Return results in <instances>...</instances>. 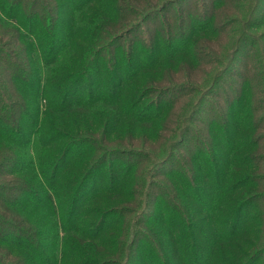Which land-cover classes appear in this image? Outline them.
Instances as JSON below:
<instances>
[{"label":"trees","instance_id":"trees-1","mask_svg":"<svg viewBox=\"0 0 264 264\" xmlns=\"http://www.w3.org/2000/svg\"><path fill=\"white\" fill-rule=\"evenodd\" d=\"M263 2L246 0L245 26L256 22ZM182 3L171 0L146 12L136 0H0V17L15 28L13 36L27 42L22 51L28 65H36L12 72V81L29 93L23 102L0 79V141L12 149L0 145V264H134L137 239L144 244V264H264V133H257L264 131V30L257 38L244 27L233 40L235 56L208 83L204 98L227 78L249 37L251 49L243 53L240 71L233 69L244 91L232 98L234 105L229 100L227 108L209 112L214 143L204 127L196 128L194 117L172 112L184 97L177 94L201 88L191 76L181 84L173 72L180 61L198 65L204 55L198 40L219 38L228 24H220V15L203 3L188 21L185 9H191ZM160 25L174 34L154 32ZM76 49L75 62L62 65ZM255 94L262 97L253 103ZM100 105L112 108L96 110ZM90 111L97 126L87 122ZM13 114L29 130L9 123ZM176 124L173 150L141 175L148 183H142L140 213L136 200L129 201L140 192L138 162L142 156L154 159L137 151L140 141L159 139L157 129L162 137L174 132ZM19 142L27 151L23 158L13 147ZM32 154L38 158L31 161ZM125 157L135 162L119 171ZM10 173L31 175L30 181L7 180ZM25 209L40 215L29 221L16 215H28ZM132 215L137 216L127 223ZM106 231L115 237L105 238ZM88 246L94 258L82 253Z\"/></svg>","mask_w":264,"mask_h":264},{"label":"rangeland","instance_id":"rangeland-1","mask_svg":"<svg viewBox=\"0 0 264 264\" xmlns=\"http://www.w3.org/2000/svg\"><path fill=\"white\" fill-rule=\"evenodd\" d=\"M229 3L232 2V5L234 6H228L225 5V3H223L222 5H220L219 7H216V5H214V0H186V3H182L181 6H183L182 8H186L188 6H186L187 4H189V9H185V15L188 17V21L192 20V18L196 17V13L198 12V8H201L200 5H203L205 7H208L209 10L213 9V11H216V13H218L220 16L219 18H222L220 20V24L224 23V25L228 24V27L226 29L225 34L222 32L221 36L219 38L216 37H212L210 35H205L204 38L201 40V38L198 40V45H200V43L202 42L203 46L202 48H199V50H202V54L203 57H201L198 65L192 63L190 60V64L189 66L183 64L182 61L178 62L179 66L178 69L174 70V75L176 76L177 79H179V81H183L181 84H187V82H189V76H191L192 78H196L200 81V91H198L197 93H191V92H184L182 94H177V96H184L181 100H179V106L175 109L172 110V112L175 113H179L181 115H186L188 116V119L191 117H194L193 121L194 124L196 125V128H205L206 132L209 133L208 137L211 136L215 141L214 143H217V138L214 134V132L212 133V130L214 127H216V125L214 123L210 122L209 125V112L213 111V110H223L224 108H227L226 104L227 101L232 100L235 96H237L241 92L244 91V84H240V86H237V75L236 72L233 71V69L235 68L237 71H240V66H239V61H242V55L243 53L249 52V50L251 49V43L249 40V37H246L245 41L243 42V45L245 46V48L243 50H241V52L239 54L236 55V63L234 65V68L230 71V73L227 75V78H225L223 81H221V83H219V85L216 87V91L215 94L212 97H206L204 98V96H206L205 94L208 92L206 91L209 86L208 83L211 82L212 79L215 78L214 75H217L219 72H222L223 69L226 68L227 64L229 63V61L227 59H231L232 56H235V50L237 48V46H234L233 44V40L234 37L237 36V34H240V31L244 29V27H249L248 32L251 34V37H257V38H261V35H258L259 33H261L264 30V2L262 3V6L259 8L258 13H256L257 15L255 16V20L256 22H252L251 26H256L252 29L250 25H246L245 26V21H243V17L246 15V0H228ZM171 2V0H160L157 3H154V0H136V3L138 4V7L141 8L143 11H154V10H158L159 7H161V5H165L167 3ZM198 3H200V5L198 6ZM203 3V4H202ZM184 4V5H183ZM244 4V5H243ZM160 5V6H159ZM189 10V11H188ZM67 13V12H66ZM100 13V12H98ZM253 13V12H252ZM252 13L250 14V19L253 18L254 16L252 15ZM174 16V14L171 15V17ZM176 18L178 17L175 14ZM78 17V16H77ZM81 19V25L85 26V27H89L86 25V23L84 22V20L82 18H78V20L80 21ZM137 19V16L134 20ZM173 19V17H172ZM249 19V20H250ZM248 20V18H247ZM248 20V21H249ZM194 21V20H193ZM197 21V19H196ZM259 21V22H258ZM247 22V21H246ZM173 25L178 27V21L173 20L172 21ZM263 23V25H259ZM260 26V27H259ZM185 28L187 27V25L184 26ZM190 27V25H189ZM152 29L154 30V32H156L157 30H159V32L163 33L162 31H165L168 34H174V30H169V29H164L162 28V26L160 25V28H154L152 27ZM15 28L13 26H11V24H8L7 22H5L1 17H0V50H4V54L0 55V79L3 80V82L5 83V91L8 93H11L12 96L14 94H17L19 96V99H21V101L23 102V98L24 101L26 100L25 98L28 97V91L21 85L18 84L17 82L12 81L14 79L13 73L14 70H17V66H22L24 69H30L31 67H35V61L33 60L34 63L30 64V66L28 65V55H26V52L24 53L22 51V47L25 46L27 44V42L21 39L16 38L15 36H13ZM187 32V30H186ZM252 32V33H251ZM12 35V36H11ZM258 35V36H257ZM14 37V38H12ZM262 42L261 44L264 45V37L261 39ZM197 43V42H196ZM239 48V47H238ZM77 51H79V49H76L74 52L72 53H67V56L65 57V59L63 60L62 65L66 64L68 66V64H71L73 62H75V56H77ZM1 53V52H0ZM229 59V60H230ZM32 60V59H31ZM225 60V61H224ZM21 65H20V64ZM264 65V63H263ZM263 69V73H264V67L262 66ZM33 72H36V68L33 70ZM224 72V71H223ZM256 73L254 75H256L258 73V70L255 71ZM35 76H38L37 74H32ZM167 79L170 81V83H174V81H172V79L169 78V75H167ZM188 79V80H187ZM264 79V77H263ZM215 82V80H214ZM150 86H148L147 88H149ZM147 88H145V90H147ZM262 89H264V87H261ZM11 91V92H10ZM22 92V93H19ZM146 92V91H145ZM262 96L255 94L252 102L256 103V101H258L259 99H261ZM16 98V96H15ZM14 98V99H15ZM29 98V97H28ZM155 97H148L144 102H149L151 100H153ZM19 105H22L21 103H19ZM26 105H28V103H26L24 105L25 108ZM234 105V102H233ZM102 107L104 108H112L110 105L106 106H97L96 110H100ZM29 111V114H32V108L29 109L27 108ZM213 109V110H212ZM26 110V109H25ZM24 110V111H25ZM201 112L199 113L198 112ZM22 111V112H24ZM103 112V110H102ZM260 116L264 115V104H262L261 108H260ZM90 115V119L87 120L91 121L97 126V124L95 123V117L93 116V112H89L88 113ZM194 114V116H193ZM15 114H13L12 116V121H10L9 123H12L14 125H16L15 123H13V121H15L16 123L18 122L20 125L23 124V128L24 130H29V126L28 124H26L24 118L23 120L21 119V116L18 114L17 116H19L20 118L18 120L15 119L14 117ZM103 117V116H102ZM15 119V120H14ZM203 121L202 124H199V121ZM253 118L251 120V122H253ZM185 120H183L184 122ZM191 122V123H193ZM180 124V123H179ZM179 124H176L172 130L170 132H166L165 136L169 137L170 139L165 140V136L162 137L161 133H160V129H157V134H159V139L157 140H153L152 137L150 136V139L152 141H149L147 143V140H144L143 142L140 141V145L138 146L139 148L137 149L138 152H140L141 154H145L147 156H153L154 159H150L148 161H144L145 159H147L145 156H142V158L139 159V167L136 170V182L137 184L140 185V189L138 192V195L135 197V199H131L129 201L133 202V200H136L134 203L136 205L137 202V206L139 208L138 212H142V207H143V200H144V192L145 189L144 187H142V183L147 184L148 182L144 181L141 177V175L143 173H146L149 169H152L155 167V163L160 161V159H162L163 157H165L167 154H169L170 151H172V144L174 142L173 138L175 136V134H177L178 128H179ZM193 124V125H194ZM246 124H250L249 121L246 122ZM171 128V127H170ZM257 133H264L263 130L258 131ZM114 134V133H113ZM112 134V135H113ZM202 135H205L204 132L202 133ZM257 135V134H255ZM44 137V135H42ZM206 136V135H205ZM42 137V138H43ZM254 137V136H252ZM257 137V136H255ZM141 137L139 135L135 136V139H140ZM155 141V142H154ZM7 147H9L11 149V145H9L7 142L4 141H0V145L3 144ZM20 143V144H19ZM17 144H12L15 152H17L16 154H20V158H23L26 156L27 151H25L24 147L22 146L23 144L21 142H19ZM21 149V150H20ZM123 149H128L130 150L131 147L128 148H123ZM12 150V149H11ZM31 152V151H30ZM180 152V151H179ZM96 154V153H95ZM99 154V153H98ZM34 158H38L37 156L34 157L32 154L31 157V161L34 160ZM40 158L43 160L44 156L42 153H40ZM136 162H137V157L135 158ZM129 159V158H123L120 161V170L124 172L125 168L132 162H135V160L133 159ZM30 161V162H31ZM142 162V163H141ZM18 166H15V168H11L9 170L10 171H14ZM119 169V167H118ZM16 171V170H15ZM8 172V173H9ZM100 173H102V170H100ZM99 173V174H100ZM98 174V175H99ZM31 175H19L17 176L16 173H10L7 174V180H12V178L17 177L19 179H24V180H29ZM6 177V176H5ZM4 177V178H5ZM33 177V176H32ZM152 180H156V182L161 183L162 185L166 186L168 185L167 183L168 180L166 178H163L162 176L160 177H150ZM163 178V179H161ZM143 180V181H142ZM30 181V180H29ZM135 182V184H136ZM32 183V182H30ZM33 184V183H32ZM13 192V191H11ZM11 194V193H10ZM171 194V193H169ZM154 195V192H153ZM172 195V194H171ZM122 201H125L128 205L130 206H134V204H132L131 202L127 201V198H123L121 199ZM9 205H12L9 202ZM103 206V204L101 205ZM135 207V206H134ZM12 208V207H11ZM21 211V210H20ZM28 215L26 214H17L16 215H20V216H27V221L32 220L34 218H36L38 215H40L39 213L35 214V211H32L30 209H25L24 210ZM1 212V209H0ZM10 213L12 214L13 211L10 210ZM137 215H132L131 217L127 218V223L128 221L131 219H134V217ZM42 224V223H41ZM49 224V220L43 225V226H47ZM108 231V230H107ZM105 232V238H114L115 237V233L111 232ZM70 235V234H69ZM72 235V233H71ZM71 237V236H69ZM72 238V237H71ZM97 240H99V238H97ZM88 243H91V241L88 240ZM206 244L209 246V239L206 241ZM212 247V244H211ZM136 251L133 255V260L132 262H134V264H144V244L142 241H140L139 239H137V244L135 246ZM86 252L87 254H89L90 256H93L94 258V248L92 246H88L85 249H82V253ZM53 252V250H52ZM208 257V255H206ZM80 262H81V257L79 258Z\"/></svg>","mask_w":264,"mask_h":264}]
</instances>
